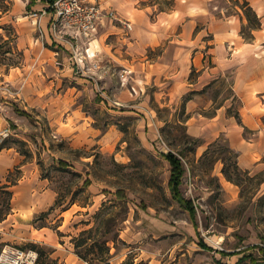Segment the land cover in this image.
<instances>
[{
    "label": "rangeland",
    "instance_id": "obj_1",
    "mask_svg": "<svg viewBox=\"0 0 264 264\" xmlns=\"http://www.w3.org/2000/svg\"><path fill=\"white\" fill-rule=\"evenodd\" d=\"M110 1L134 26L142 19L155 23L176 5ZM239 2L214 0L210 15L174 28L196 36L190 50L206 56L209 22L235 20L248 53L234 55L236 68L222 72L220 83L203 86L192 62L182 84L162 75L141 91L140 72L124 85L119 78V64L131 58L117 41L119 22L108 19L91 37L103 50L108 43L110 58L94 72L91 60L82 58L87 40L27 42L20 34L37 31L24 9L16 25L8 16L0 19V119L6 125L0 166L18 159L0 171V252L7 245L33 249L38 264H51L52 247L44 240L70 247V257L55 259L58 264H264V20L252 7L251 24L258 26L251 29ZM10 5L0 0L1 9ZM117 48L121 60L112 54ZM164 49L160 60L173 61L175 48L167 44L144 56L156 59ZM158 134L167 148L159 149ZM167 152L184 165L180 188L196 207V227L168 189L170 165L161 155ZM23 165L28 168H18Z\"/></svg>",
    "mask_w": 264,
    "mask_h": 264
},
{
    "label": "crops",
    "instance_id": "obj_2",
    "mask_svg": "<svg viewBox=\"0 0 264 264\" xmlns=\"http://www.w3.org/2000/svg\"><path fill=\"white\" fill-rule=\"evenodd\" d=\"M9 1L11 7L6 12L0 14V19L4 18L5 16H8L9 19L7 20V23H13L14 25L18 23L17 20L19 16L18 12H21L24 9L27 13V15L24 18L27 17L29 19L31 18L28 16L29 12L39 11L43 6V0H9ZM98 1L106 6L112 7L110 0H104V1L98 0ZM175 1H176L175 9L171 10L170 12L160 13L158 15V20L155 23L154 22L151 23L146 19H142V21L139 23L140 25L134 26L133 24V30L130 34L132 35L133 33L132 40L129 39L132 37V36L129 37L130 35L127 37L129 40H127V38L124 37L122 25L120 23L117 26L114 25V27L116 26L117 28V32L115 33L119 35V38L117 40L118 43H122V45H127L128 48L126 49L125 53L130 54L131 57L130 60H126L127 64H122V63L121 65L119 64L120 70L123 69L130 70V74L128 78H130L131 75L136 71L140 72L145 77L143 78L142 82H139V86H138L139 91L143 89L142 87L147 85L148 81L152 80L156 82L158 79L161 80L162 75L167 76L168 74H170V77H173L175 79V82H178V84H182L184 82V78L185 77L187 78L186 74H188V72L190 71L189 69L190 67H188V65L191 66L192 62L194 63L198 71V82H202L203 86L208 85L211 82H213L214 84L220 83L222 79L220 75L222 74V72H224L226 69L229 68H236V65L234 64V62H232L234 55L243 52L248 53L247 50L248 40L236 34L238 25L236 24L235 20H233L231 17H225L226 18L225 20L213 19L207 25L208 27H210V29H212L211 31L212 36L208 40L210 49H212L211 52H208L206 56H204V54L199 49H196L195 51L190 50V47L193 46L192 42L194 41V38L196 36H194V38L192 39L193 36L192 33H190V35L184 34V28L182 32H178L175 34L174 28L179 23H182L184 26V21L186 20H188V23L197 24L200 21V19H202L206 15H210V12H212L210 9V5L214 0H175ZM247 1L250 3V6L253 7V9L256 11L258 16L262 18V22H263L264 0H247ZM124 18L130 20L128 16ZM29 21H30L29 22L30 25H33L35 30L36 19L31 18ZM47 21H48V15H42L40 17L41 29L44 31L45 39L51 38ZM26 33L27 34H23V35L20 34V38L22 40H25L27 42L33 40H35L36 43L40 42V40H37L38 39L37 34L36 36H34V34L32 33L30 34V32H26ZM79 39L84 40L81 38ZM96 42L99 48L95 46ZM165 44H167L169 47L174 46L175 48L173 61L167 63L160 60L161 58L166 56L167 49H164L162 53H158L156 55V59L155 57L152 59H148L146 56H144V51L146 49H155L160 46L162 47ZM87 47L89 48V51L91 50V53L89 52V54L91 55L89 59L93 60L94 62H97L100 68L103 66L101 65L103 61L110 62V58H108V55L105 54L107 51L108 43L105 44L104 46L105 50H103L102 48L103 45L100 46L97 38L95 39L90 38V40H87L86 48ZM44 49L45 47L43 49L41 48L40 52H42ZM53 52L57 53V51H53ZM112 54H114L113 56L117 60L118 59L121 60V57L123 56L122 55L123 52L119 48L114 49V53ZM188 59H189V64H188ZM226 59L228 61H226ZM90 70L94 72H99V69L97 70V68L95 70L91 68ZM237 72L238 70H235V73ZM147 76H150L149 79H147ZM241 79L243 80V84H245L246 87H248V74H244L241 77ZM131 87H133L135 92L137 93V87L135 85H132ZM246 124L248 125V121H246ZM5 127L6 125L2 118L0 119V131ZM17 160L18 159L16 157H12V156L9 157V161L3 160V166H0V171L8 172L9 169H12L14 167L11 166L13 162L17 163ZM243 167L249 169L252 166H243ZM18 168H22L26 170L28 166L23 165V166H19ZM15 186H19V183L16 184ZM40 242L52 247V255L55 259H58L59 261L62 260L66 261L71 255L70 247L67 249L65 248L60 249L55 244L52 243L47 244V242L44 240H40ZM73 255L76 257L75 254ZM80 262L81 264H84L83 260H80Z\"/></svg>",
    "mask_w": 264,
    "mask_h": 264
},
{
    "label": "built area",
    "instance_id": "obj_3",
    "mask_svg": "<svg viewBox=\"0 0 264 264\" xmlns=\"http://www.w3.org/2000/svg\"><path fill=\"white\" fill-rule=\"evenodd\" d=\"M48 15L47 25L50 36L57 42H70V40L90 38L103 27L108 19L115 20L122 25L124 37L127 38L132 30L131 20L122 17L111 6H106L98 0H43V6L39 11H31L28 16L36 19L37 40L44 38V31L41 29L40 17ZM86 57L89 59V48L85 49ZM82 56V58H86ZM81 58V57H80ZM83 62V60H80ZM79 61V62H80ZM91 68L100 69L97 62L91 60ZM80 65V64H79ZM82 69L81 66H78ZM130 70L123 69L119 73V78L123 85L129 80ZM93 78V77H92ZM96 82V78H93ZM133 91L134 88L131 87ZM119 104L118 102H114ZM159 149L167 148L165 141L158 134ZM167 151V150H165ZM164 151V152H165ZM38 252L33 249H21L7 245L0 252V264H38ZM88 264L87 261H83Z\"/></svg>",
    "mask_w": 264,
    "mask_h": 264
},
{
    "label": "trees",
    "instance_id": "obj_4",
    "mask_svg": "<svg viewBox=\"0 0 264 264\" xmlns=\"http://www.w3.org/2000/svg\"><path fill=\"white\" fill-rule=\"evenodd\" d=\"M7 1H9V0H7ZM50 1H53V0H50ZM235 2H236L235 3L236 5H239V3H240L239 0H235ZM240 7L242 9H244V13H245V15L247 17V20L250 21V26L249 27L251 29L257 28V26H258L257 23H252L251 24V22H253V20L249 17L248 11H253V10H252V7L250 6L249 2L247 0H242V4H240ZM7 10L8 9H1V7H0V12L1 13L6 12ZM253 15H254V17L256 19L257 17H256V13L255 12H253ZM161 155L170 165V175H169V179H168V182H167L168 189H169L173 199L177 200L179 202L180 206L183 209L188 211L190 219L192 220V222H194V226L196 227L197 226V224L195 222L196 207L194 206V204L192 203L191 200L186 199L183 196V194L181 192V188H180V186L182 184V177H183V175L185 173L184 165L176 157V155L174 153H172V152H167L166 154H161ZM59 164L65 165L64 162H60ZM88 183L89 182L86 181L85 184L87 185ZM115 195L117 197H120V198L124 197V194H123L122 190H117ZM82 244H83V242H82ZM82 244H76V246L78 247V246H80ZM199 244L203 248H207L208 250H212V248L207 246L202 240H200ZM32 247H34L35 249H39V247L37 245H35V244ZM220 253L222 255H226V256L230 255V253H227V252H224V251H221ZM263 254H264V251H263ZM38 255H39V253H38ZM50 261H51V264H58V262L55 259L54 260L51 259ZM38 262H39V257H38ZM42 264H45V263H42ZM46 264H50V263H46ZM100 264H109V263L105 259V260H101Z\"/></svg>",
    "mask_w": 264,
    "mask_h": 264
},
{
    "label": "bare ground",
    "instance_id": "obj_5",
    "mask_svg": "<svg viewBox=\"0 0 264 264\" xmlns=\"http://www.w3.org/2000/svg\"><path fill=\"white\" fill-rule=\"evenodd\" d=\"M89 52L91 53V50Z\"/></svg>",
    "mask_w": 264,
    "mask_h": 264
}]
</instances>
